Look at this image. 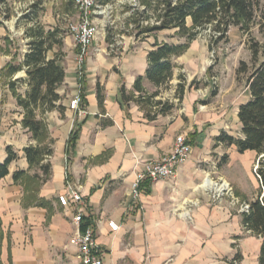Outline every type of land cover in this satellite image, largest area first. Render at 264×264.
I'll use <instances>...</instances> for the list:
<instances>
[{
    "label": "crops",
    "instance_id": "crops-1",
    "mask_svg": "<svg viewBox=\"0 0 264 264\" xmlns=\"http://www.w3.org/2000/svg\"><path fill=\"white\" fill-rule=\"evenodd\" d=\"M7 4L12 15L0 26V163L7 157V147L17 158L0 180V264H79L75 248L69 245L78 207L71 203L62 207L58 202L59 195L72 190L81 195L82 224L91 227L104 264H232L236 255L240 256L237 264H258L262 239L244 229L240 212L261 191L253 171L257 155L252 151L239 154L234 146L214 147L220 131L239 135L238 107L249 96L233 107L232 118L228 103L216 106L220 89L212 97L207 80L196 78L193 70H198L209 48L190 44L182 56L172 59V79L160 99L173 103L174 109L153 121L134 104L122 108L119 90L124 85L127 92L132 91L135 78L144 74L146 54L154 41L124 44L117 58L105 55V44H93L84 62L81 85L76 78L75 54L72 58V53L59 55L65 72L57 91V106L62 110L36 112L52 141V154L44 160L50 171L44 177L26 161L23 150L36 141L21 126L22 110L3 76L6 66L21 62L27 50L23 44L22 54L16 55L10 26H19V33L12 32L14 36L23 34L31 24L21 19L26 12H17L22 1L8 0ZM38 21L46 29L56 27L48 10ZM5 38L12 43L5 44ZM58 50L54 47L47 58L52 59ZM179 73L186 84L180 104L174 98ZM25 78L21 71L11 80ZM193 81L199 83L197 89L189 88ZM97 85L103 95L101 108ZM20 87L17 92L24 96L26 85ZM145 88L153 91L148 83ZM79 89L83 107L75 114L68 105ZM76 127L79 132L71 147L68 139ZM179 135L190 141L191 151L175 179L142 182L140 196L134 201L131 184L136 175L144 164L169 154ZM17 172L25 175L14 181ZM221 182L229 185L230 192L218 198L214 184ZM110 221L119 226L116 233L109 230Z\"/></svg>",
    "mask_w": 264,
    "mask_h": 264
},
{
    "label": "trees",
    "instance_id": "trees-1",
    "mask_svg": "<svg viewBox=\"0 0 264 264\" xmlns=\"http://www.w3.org/2000/svg\"><path fill=\"white\" fill-rule=\"evenodd\" d=\"M62 1L66 7L74 5V0ZM7 2L8 0H0V26L3 21L10 18ZM143 4L144 9L142 12H136V17L149 21L150 13H152L156 24L139 28L138 20H134L138 36L148 37L151 34L173 30L174 35L183 40L181 43H159L155 40L146 54L147 67L144 74L135 78L132 91L127 92L124 85L120 87V106L122 108H128L130 104L138 106L148 121H153L157 116L166 115L174 109L173 103L160 99L161 91L168 88L172 79L175 67L172 59L182 56L203 30H209L210 40L216 42L225 39L230 27L247 33L255 25L264 39V0H145ZM37 8L33 6L31 13H25L21 17L24 22L31 24L22 34L27 50L21 62L6 66L3 76L8 79L7 86L16 99L17 106L22 110L21 126L31 134L32 140L36 141L35 146H29L23 150L26 161L30 168L38 167L43 176L47 177L50 166L45 164L44 160L52 154L50 147L52 141L48 138L45 122L37 118L36 111H50L55 108L62 110L60 106H57L60 100L57 91L64 81L65 72L61 65L59 52L55 53L52 59L47 58V53L54 47L61 48L63 35L60 29H46L39 23ZM188 19L190 26L186 25ZM256 20L257 22L254 23ZM4 41L5 44L12 43L8 38ZM208 47L211 49L212 44ZM248 50L252 64H256L259 58L261 60L250 72L248 65L244 62H240L236 69V79L241 74L246 75L245 85L249 96V100L238 107L239 135L234 137L225 131H220L214 138V147L215 145L234 146L239 154L252 151L257 155L256 174L260 178L263 197L261 198L262 191H260L259 196L248 203V212L242 214V225L246 231L262 239L258 264H264V45L249 44ZM21 71H24L25 79L11 80ZM146 83L151 85L152 92L147 91ZM18 84L26 85L27 90L24 96L17 93ZM198 85L193 81L189 88L197 89ZM185 86L184 76H178V84L174 93L178 104L183 99ZM216 93L217 90L213 89L211 96L214 97ZM96 98L101 108L103 95L98 85L96 86ZM78 132V127L71 132L68 139L69 146L73 147ZM186 140L191 145L190 141ZM6 153L5 161L0 163V180L8 175L9 164L17 158L10 147L6 148ZM226 158V156L222 157L223 160ZM24 175V172H17L13 175V179L18 181ZM33 178L42 181L37 175ZM144 183L150 182L146 180ZM141 189L142 185L139 191ZM81 227L84 229L89 227V224L84 223ZM239 261L240 256L236 255L232 264H237Z\"/></svg>",
    "mask_w": 264,
    "mask_h": 264
},
{
    "label": "rangeland",
    "instance_id": "rangeland-1",
    "mask_svg": "<svg viewBox=\"0 0 264 264\" xmlns=\"http://www.w3.org/2000/svg\"><path fill=\"white\" fill-rule=\"evenodd\" d=\"M19 1H22L23 4L17 10L18 13H31L33 6H37L40 17L44 16L47 10L52 14L54 17L53 24L56 25V27L53 28L60 29L62 31L63 40L65 39L61 48L58 50L59 55L66 57L68 53H72V58L73 53L75 54V49L72 36L68 31V26L75 22L77 18L74 5L66 7L62 0H30L31 3L29 1V3L26 4L25 0ZM143 1L145 0H99L98 5L110 6L111 10L107 17L99 18L98 36H96L91 46L93 44H105V55L111 58H117L123 53L122 49L124 44H149V42L155 40H164L170 43L183 42V40L174 35L173 30L151 34L148 37L145 35H137L134 20H138L139 28H144L146 26L150 27L156 24L155 16L152 17V13H150L151 18L149 21H143L141 17H136L135 13L142 12L144 9ZM43 4H46L47 7L42 8ZM7 8L10 15H12L8 4ZM56 15H58V18H56ZM8 21L9 19L4 22ZM256 22L257 20L254 23ZM186 25H191L189 19L186 21ZM18 27L17 25L10 26V36L16 41L14 43L16 55L19 57L22 54L21 50L24 48L23 44L25 43L22 40V34H15L12 36V32L19 33ZM5 33L6 35L8 34L7 31H5ZM209 36V30H203L196 40L191 43L197 44L198 49L200 47L204 48L205 46L209 48L208 46L212 44L211 49H207V52H205L204 61L198 66V70H193L197 73L196 78L207 80L208 94L211 89L217 90V87L220 89V94L217 99H215L216 106L221 107L223 104L225 105L228 103L229 108L227 111L230 115L229 118H232V114L234 113L233 107L248 98L245 85L246 75L241 74L238 79H236V69L239 67L240 62H244L248 65L249 72L254 66H257L261 59L259 58L256 64H252L248 46L254 43L264 45V39L255 25L252 26L247 33L240 32L238 28L230 27L227 36L221 41L217 40L214 42L210 40ZM0 44H3V42L1 41ZM190 53L191 52L187 53L185 57H188ZM180 75L183 74L179 73V76ZM200 88L203 89L204 87L200 86ZM20 90L21 87L20 84H18L16 86V91ZM17 93L20 94L19 92ZM233 131H236V129H233Z\"/></svg>",
    "mask_w": 264,
    "mask_h": 264
},
{
    "label": "built area",
    "instance_id": "built-area-1",
    "mask_svg": "<svg viewBox=\"0 0 264 264\" xmlns=\"http://www.w3.org/2000/svg\"><path fill=\"white\" fill-rule=\"evenodd\" d=\"M99 0H74V7L77 13L76 21L68 26V31L72 36L75 55V71L76 78L79 85L84 76L83 66L88 54V49L95 37L98 34L100 17H107L110 13V6L98 5ZM82 95L79 91L69 101L68 108L75 114L81 113ZM191 151V146L187 143L186 138L183 135H179L175 138L174 145L169 154L157 161H151L143 165V169L136 175L135 181L131 184V196L136 201L140 196V185L144 181L150 183L158 180H173L176 177L177 170L188 159ZM257 165L254 166L253 171L256 174ZM217 187L215 195L219 198L225 193L230 192L228 184L220 183L214 184ZM261 198L263 197V188L261 187ZM58 202L62 207H67L69 204H73L78 207L76 215L72 219L74 226V232L69 240V245L76 250V258L79 264H104L102 259V251L98 246L94 233L91 227L82 228L83 214L80 208L82 204L81 195L77 191H70L68 193L58 196ZM249 209L248 204H244L240 208L241 213H247ZM107 226L112 233H116L119 230V226L115 222H108Z\"/></svg>",
    "mask_w": 264,
    "mask_h": 264
}]
</instances>
